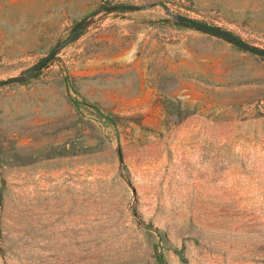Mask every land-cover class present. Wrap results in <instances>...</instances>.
<instances>
[{
  "label": "rangeland",
  "instance_id": "1",
  "mask_svg": "<svg viewBox=\"0 0 264 264\" xmlns=\"http://www.w3.org/2000/svg\"><path fill=\"white\" fill-rule=\"evenodd\" d=\"M214 1L0 0L58 36L0 63V264H264V57L184 21L264 50V16Z\"/></svg>",
  "mask_w": 264,
  "mask_h": 264
},
{
  "label": "crops",
  "instance_id": "2",
  "mask_svg": "<svg viewBox=\"0 0 264 264\" xmlns=\"http://www.w3.org/2000/svg\"><path fill=\"white\" fill-rule=\"evenodd\" d=\"M214 2L217 4V11L223 13L224 18L240 17L244 18L245 23L252 24L264 16L257 10V12H253V9H257L258 6H253L251 0H248V3L244 5L245 8L238 7V3H233L232 0H215ZM31 3L32 1H29V4ZM24 5L26 7L27 4ZM218 23H223V21L219 19ZM57 38L58 36L54 35L52 31H45L42 28L34 29L28 23L20 27L17 33L16 28L10 32L0 31V63H19L29 52H33L35 55L43 54L45 46H51ZM12 41L16 43L11 44Z\"/></svg>",
  "mask_w": 264,
  "mask_h": 264
},
{
  "label": "water",
  "instance_id": "3",
  "mask_svg": "<svg viewBox=\"0 0 264 264\" xmlns=\"http://www.w3.org/2000/svg\"><path fill=\"white\" fill-rule=\"evenodd\" d=\"M111 9L144 10V9H146V7H134L131 5H124V6H115V7H112ZM184 21L186 23L196 27L199 30L213 34L217 37H220L222 39L229 41L230 43H232L233 45H235L236 47H238L241 50H245V51H248V52L255 54L257 56L264 57V50H259V49H255V48L251 47L249 44L244 43L239 38H237L235 35L231 34L230 32L215 28V27L210 26V25L205 24V23H201V22H197V21H194L191 19H187V18L184 19ZM58 52H59V46H56L50 52V54L48 56H46L44 59H42L40 61V63L38 64V69L41 70L42 68H44L57 55ZM17 81H18V79H9V80H5V81H1L0 87L15 83Z\"/></svg>",
  "mask_w": 264,
  "mask_h": 264
},
{
  "label": "trees",
  "instance_id": "4",
  "mask_svg": "<svg viewBox=\"0 0 264 264\" xmlns=\"http://www.w3.org/2000/svg\"><path fill=\"white\" fill-rule=\"evenodd\" d=\"M64 82L66 84L68 97H69V100H70L71 104L76 108V110L79 113L84 114L85 104L78 98V96L74 92V87H73V84H72L71 77L67 73L64 74ZM103 118H104V116H103ZM110 122L113 123V120L108 117V118L105 119L104 123L106 125H108ZM175 252L178 255L182 254L180 250H175ZM155 257H156L157 264H167L164 253H160L158 250H156Z\"/></svg>",
  "mask_w": 264,
  "mask_h": 264
}]
</instances>
